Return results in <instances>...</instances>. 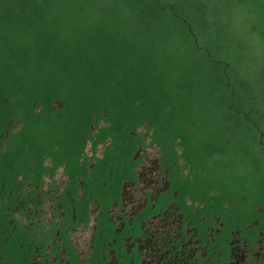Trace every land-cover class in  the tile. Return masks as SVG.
Masks as SVG:
<instances>
[{"label": "trees", "instance_id": "obj_1", "mask_svg": "<svg viewBox=\"0 0 264 264\" xmlns=\"http://www.w3.org/2000/svg\"><path fill=\"white\" fill-rule=\"evenodd\" d=\"M141 142L190 163L194 201L234 193L205 172L237 160L264 203V0H0V264H28L48 179L106 211Z\"/></svg>", "mask_w": 264, "mask_h": 264}, {"label": "flooded vegetation", "instance_id": "obj_2", "mask_svg": "<svg viewBox=\"0 0 264 264\" xmlns=\"http://www.w3.org/2000/svg\"><path fill=\"white\" fill-rule=\"evenodd\" d=\"M143 146L137 179L124 182L106 211L92 199L87 212L77 213L70 194V203L63 201V170L54 186L48 179L41 207L28 206V264H264V203L246 195L239 207L228 194L194 201L190 163L171 169L162 161L171 156L153 145L158 153L147 174ZM103 151L100 145L96 153Z\"/></svg>", "mask_w": 264, "mask_h": 264}, {"label": "rangeland", "instance_id": "obj_3", "mask_svg": "<svg viewBox=\"0 0 264 264\" xmlns=\"http://www.w3.org/2000/svg\"><path fill=\"white\" fill-rule=\"evenodd\" d=\"M147 143L149 140L146 141ZM141 147V150L139 151V155L146 154L145 156V162L143 163V170L147 172V174H150V170L153 167V161L156 157V154L158 153L157 149L155 147ZM87 152L90 154L92 152L91 145L88 146ZM102 152V148L99 149V154ZM227 161H223L219 163L217 168H214V164L212 161H210L206 167L207 171L205 174L208 177H212L215 180V183L218 185L226 186V190L234 193H227L231 198L237 199L239 202V207L243 206V196H251L253 198L254 194L251 193V191L254 189L252 188V185L249 183H252L253 178L252 176L246 175V169L244 170V166L247 168V163L244 162H238L237 160H231L228 165H224L223 163H226ZM246 179V180H243ZM226 182L227 185H223V183ZM249 182L247 184L246 190L241 187V183ZM222 186H220L222 188ZM239 192H246V193H240ZM248 192V193H247Z\"/></svg>", "mask_w": 264, "mask_h": 264}]
</instances>
